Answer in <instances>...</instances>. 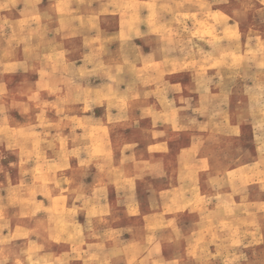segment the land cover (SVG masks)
Listing matches in <instances>:
<instances>
[{"label": "rangeland", "instance_id": "374dc122", "mask_svg": "<svg viewBox=\"0 0 264 264\" xmlns=\"http://www.w3.org/2000/svg\"><path fill=\"white\" fill-rule=\"evenodd\" d=\"M7 9L0 0V264H264V0ZM118 83L123 109L109 107ZM170 118L169 153L148 152ZM193 140L200 165L180 169ZM124 150L146 161L143 201L171 218L139 244L82 205L115 195L109 157Z\"/></svg>", "mask_w": 264, "mask_h": 264}, {"label": "crops", "instance_id": "0c3cea01", "mask_svg": "<svg viewBox=\"0 0 264 264\" xmlns=\"http://www.w3.org/2000/svg\"><path fill=\"white\" fill-rule=\"evenodd\" d=\"M3 1L7 2L8 4L9 9H7V11H12V8L15 7V2L17 0ZM20 9L17 10H20L19 12L23 13H21V15L14 16L13 20L10 22L11 28H13L12 30L18 29L19 20H21L23 15H27L31 11V6L23 4ZM109 87L113 88L117 92H121V101H116V105L110 102L109 107L111 106L113 108L123 109L124 105L126 106V104L125 101H123L124 98L122 94L127 88L124 89V85L122 83L109 84ZM166 125L167 124L163 122L155 125L154 134L151 135V138L145 147L147 148L148 152L158 155H165V153H169L171 146L168 137L169 131H171L169 127L176 129L178 125H181V121L179 118H170L168 126ZM199 147L200 144L198 142L196 143L194 140L189 142L187 145L182 146L176 154V159L179 165L178 168L186 170H193L197 168L201 162L200 154L198 152ZM122 156H127L129 159L116 162L114 154L109 157V179L107 185L109 184V193L112 192L115 195L113 196L109 194V198H105V200L103 199L101 201L95 198L90 199L87 203L83 202L82 205L87 210L85 214L86 221L92 222L98 216L105 217L110 223L109 227L107 228V233L109 232L110 234L119 237H132L131 240L136 244H139V239L137 236H139L141 233L142 235H148L151 233L157 235L159 232H151V230H155L158 225L161 228L163 223L171 218L166 216L165 211L161 210L160 208L154 209L152 207L151 196H146L143 201L139 194L137 173H139V168L146 164V161L137 158L134 151L130 153L124 150L122 152ZM146 199L148 200L147 204ZM98 203H102L103 207L106 209L104 211H99ZM147 205H149L151 208H149V210H144ZM136 218L140 219V224H135V222H127ZM74 227L76 230H79L82 235H87V227L83 225V222L75 224ZM80 248L85 249V247L82 245ZM88 250H90V245H88L87 251Z\"/></svg>", "mask_w": 264, "mask_h": 264}]
</instances>
